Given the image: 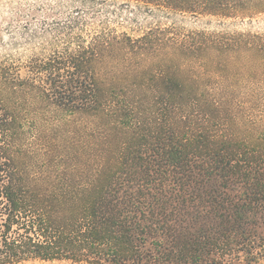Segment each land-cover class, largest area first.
<instances>
[{
  "label": "trees",
  "instance_id": "1",
  "mask_svg": "<svg viewBox=\"0 0 264 264\" xmlns=\"http://www.w3.org/2000/svg\"><path fill=\"white\" fill-rule=\"evenodd\" d=\"M128 1L264 15V0ZM83 25L0 63V264L264 259V35Z\"/></svg>",
  "mask_w": 264,
  "mask_h": 264
},
{
  "label": "rangeland",
  "instance_id": "2",
  "mask_svg": "<svg viewBox=\"0 0 264 264\" xmlns=\"http://www.w3.org/2000/svg\"><path fill=\"white\" fill-rule=\"evenodd\" d=\"M75 19L84 23L85 30L82 34L78 30L73 32L84 37L100 26L131 37L167 27L182 33L224 30L264 35V15L244 20H216L163 8H138L128 0H0V63L24 64L32 56L45 57L60 50L68 40L65 29ZM257 261L254 264H264V259ZM19 264L75 263L62 260Z\"/></svg>",
  "mask_w": 264,
  "mask_h": 264
}]
</instances>
